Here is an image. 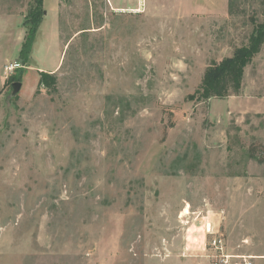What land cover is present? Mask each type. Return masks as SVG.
<instances>
[{"label":"rangeland","instance_id":"obj_1","mask_svg":"<svg viewBox=\"0 0 264 264\" xmlns=\"http://www.w3.org/2000/svg\"><path fill=\"white\" fill-rule=\"evenodd\" d=\"M33 5L0 0V264H264V45L238 93L195 95L264 0Z\"/></svg>","mask_w":264,"mask_h":264},{"label":"trees","instance_id":"obj_2","mask_svg":"<svg viewBox=\"0 0 264 264\" xmlns=\"http://www.w3.org/2000/svg\"><path fill=\"white\" fill-rule=\"evenodd\" d=\"M34 3L35 6L30 7L27 17L30 16L31 25L36 27L44 14L42 10L43 0H34ZM35 34L36 28L32 27L29 37L28 35L25 36L22 44V48L25 50L23 51L24 54L30 49ZM263 45L264 21L253 28L246 45L236 48L231 57L225 58L218 63H212L205 69L200 85L195 92L196 101L200 102L211 98L221 99L230 94L238 93L241 88L245 67L260 52ZM39 85L54 91L56 78L53 74L41 72L39 74Z\"/></svg>","mask_w":264,"mask_h":264},{"label":"crops","instance_id":"obj_3","mask_svg":"<svg viewBox=\"0 0 264 264\" xmlns=\"http://www.w3.org/2000/svg\"><path fill=\"white\" fill-rule=\"evenodd\" d=\"M170 257V255H169ZM262 260H264V256L261 257ZM170 261L169 262H177L178 264H207V261H205L204 259L202 260H198V261H192V262H188V261H185L184 259L182 258H178L176 260L172 259V257L169 259ZM246 262H250V261H246ZM168 263V261H167ZM251 263V262H250ZM172 264V263H171Z\"/></svg>","mask_w":264,"mask_h":264},{"label":"built area","instance_id":"obj_4","mask_svg":"<svg viewBox=\"0 0 264 264\" xmlns=\"http://www.w3.org/2000/svg\"><path fill=\"white\" fill-rule=\"evenodd\" d=\"M19 68H21L20 65L17 64V63H15V64L10 65V66L7 68V70H8V72H13V71H15V70H17V69H19ZM219 243H220V242L218 241V244H219ZM212 245L215 246V248H217V249L219 248V247L217 246V241H213ZM224 263H226V260L224 261ZM245 264H251V263L245 261Z\"/></svg>","mask_w":264,"mask_h":264},{"label":"water","instance_id":"obj_5","mask_svg":"<svg viewBox=\"0 0 264 264\" xmlns=\"http://www.w3.org/2000/svg\"><path fill=\"white\" fill-rule=\"evenodd\" d=\"M11 89H12V96L16 95L21 89V83L20 82L12 83Z\"/></svg>","mask_w":264,"mask_h":264},{"label":"bare ground","instance_id":"obj_6","mask_svg":"<svg viewBox=\"0 0 264 264\" xmlns=\"http://www.w3.org/2000/svg\"><path fill=\"white\" fill-rule=\"evenodd\" d=\"M184 212H185V214H187V211L184 210Z\"/></svg>","mask_w":264,"mask_h":264}]
</instances>
